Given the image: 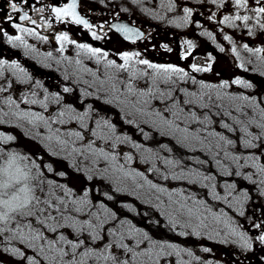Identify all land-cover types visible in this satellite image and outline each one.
I'll return each instance as SVG.
<instances>
[{
  "label": "snow or ice",
  "instance_id": "snow-or-ice-1",
  "mask_svg": "<svg viewBox=\"0 0 264 264\" xmlns=\"http://www.w3.org/2000/svg\"><path fill=\"white\" fill-rule=\"evenodd\" d=\"M232 2L236 9L246 10L253 15L242 16L239 13L234 16L225 15L219 21L220 24L233 28L243 25L248 29V34L252 35V27L249 24L251 21L259 29L264 30V0H254L255 6L253 7H249L250 0H232ZM23 3L27 4L28 0H23ZM211 3L217 7L224 6V0H211ZM30 6L37 13L44 11L43 8H36L35 5ZM163 6L168 11H173L177 7L173 0H166ZM8 7L10 11L5 13L3 20L20 34L8 35L2 28H0V33L7 36L8 43L13 47H23L35 51L27 44L25 36L46 41L47 37L41 36L36 29L41 27V23L45 27H51V25L47 21L38 23L27 11H23V14L19 15L22 12V7L17 0H9ZM76 9L77 0H71V3L65 7H54L51 11L57 21L64 22L69 19L71 23L83 25L85 29H88L93 39H102L93 29V25L78 14ZM192 16L193 10L183 7V15L170 20V23L176 27H186L192 22ZM208 18L215 20V13H212ZM17 19L19 23L15 22ZM25 23L34 25V27H25ZM99 27L103 29L104 25L101 24ZM111 27L115 28L116 32H119L125 40H131L133 43L144 38L141 31L127 25L116 24ZM202 34L215 39L211 32ZM224 39L231 42L232 38L226 35ZM56 40L60 44L59 51L61 52L64 51L66 44H75L76 48L80 50L77 53L78 56L82 52L95 58L98 64L103 62L106 68L115 69L116 73L128 74L126 83L123 80L119 81L124 85L126 92L121 91L115 74H108L107 80L96 78L95 82L99 84L98 91L101 94L97 95L95 99L105 105L121 107V110L124 111L123 119L129 124H135L145 138H149L150 133L145 131L141 123L149 124L162 136L173 138L182 148L189 151L196 150L193 148L195 143L201 145L199 150L207 153L206 159H200L199 156L184 157V159L192 160L200 165L197 168L182 164L178 158L161 157L159 152L146 148L142 162L151 163L152 167L148 171L156 173L161 180L171 179L199 185L208 190L211 200L222 201L229 208L236 207L239 209L238 214L245 216L243 204L249 199L248 191H242L233 196L232 193L236 191L237 186L235 183H228L226 184V194L222 196L217 192V177L201 169L204 165L214 162L221 169L222 175L240 176L239 171L235 173L230 171V164H226L225 161H231L240 168L248 165L256 170L260 178L253 180V174L249 173L244 175V179L251 181L253 185L264 186V164L260 163L261 158L264 157V94L257 93L251 97L247 95L228 96L231 101L240 100L245 103L226 107L221 101L227 94L218 91L214 97L210 92L213 85L200 83L201 89L209 90L201 92H190L186 88H177L178 82L187 81L190 78L189 73L181 67L161 65L152 63L148 59H140L139 52H124L120 55V60L123 63L117 64L114 60H108L106 51H101L88 44L75 43L67 34L58 35ZM184 44L187 46V51L182 54V59H187L192 55L195 45L191 40H185ZM164 47L167 51H171L167 45ZM243 47L245 51L264 63V47L252 48L247 44ZM220 51H224V49L221 48ZM232 52L239 57L235 46H233ZM48 56L50 57L51 53H48ZM79 63L80 61L77 60V64ZM137 65H143L151 72L141 70ZM240 67L244 71H248L243 63L240 64ZM191 69L193 72H209L212 71V65L200 67L193 64ZM5 71H10L17 80L24 83L31 79L20 64L15 61L9 64L6 60L0 59V80L4 81L0 83V93L6 92L12 87L11 82L4 79ZM93 76L95 77V73ZM138 78H147L148 87L141 89L134 86L132 81ZM110 81L112 82L110 89L105 88L104 85ZM192 83H196L195 79H192ZM232 83L247 89L253 88L252 83L240 78L234 79ZM161 84L168 87L161 88ZM228 87L229 84L225 81L218 86V89ZM63 92L71 93L72 89L64 87ZM91 95L92 93L89 92L84 93V96ZM48 99L49 97L45 96L44 100H37L33 93L32 98L25 95L23 103L39 104L46 110L48 105L45 101ZM52 99L57 104L65 101L64 96L58 93L53 94ZM153 100H158L162 107H153ZM80 102L83 103L82 100ZM3 103L9 111L5 112L0 109V124L5 123L3 117L9 116L27 120L34 127L38 123H42L50 133L45 139L49 142L54 141L60 146L61 151L69 148V140L63 139L64 134L60 133V129L53 130L51 125L66 123L64 119L66 116L69 120L78 121L80 128L84 129V132L69 130L67 133L69 138L74 137L75 140L85 141V133H90L91 137L95 138L89 139L80 147H71L68 151V157H71L69 167L72 171H69V167H54L55 161L44 165L48 172H54L55 176L62 178L63 183L44 178V173L39 171L42 165L37 164L29 155L22 154L15 149L7 150L0 147V244L5 241L10 244L17 240L25 246V249H32L34 253L29 255L26 250L18 247L5 249L19 259V264H44V262L47 264H89L92 258L96 262L103 261L105 264H166L167 257L173 254L179 255L180 252L185 251L166 239L154 238L150 234L153 231V225L161 223L158 218L154 219L145 212L142 217V225L137 227L127 219H120L117 211H113L105 203V201H115L116 204H119L120 202L115 200L113 193L120 192L122 189L106 187L101 182L107 181L109 184L115 185L117 182L127 179L133 181L135 191L139 192L147 188L150 193L155 194V199L163 205V214L173 227L183 219L184 227H191L192 221L195 220L199 222L197 227L209 228L211 225L206 222L211 218L217 225L222 223L223 229L226 230L221 240L222 243L228 242V237L231 236L234 238L232 243L238 245L242 251H252L254 243L257 241L259 245L264 246V219L247 217L250 226L258 230L255 235H250L247 231H240L238 227L234 226L231 217L223 208L219 213L215 212L214 205L199 198V194L191 189L170 190L168 187L148 179L143 172L135 169L128 170L124 164L117 165V156L105 148L97 147L96 139L102 140L106 144L114 141L111 144L113 148L115 142L126 141L137 150L142 145L135 143L128 136L117 135L116 125L102 116L96 119L94 127L89 129L87 119L90 118L91 113L99 112L93 104H87L85 111L77 113L73 102L65 101L62 105L63 110L59 111L49 122V119L40 113L19 110L20 105L11 96L4 98ZM245 106L257 110L259 119L244 112ZM197 109L201 110L200 114L197 113ZM233 112L240 113V115H234ZM133 117L146 119L140 121ZM214 117L218 119H214ZM225 117L230 119L231 123L224 119ZM192 123L201 125V127L190 129L189 125ZM214 124H218L228 133H239V135L229 138L223 132L209 130V127ZM249 128H253V131H249ZM256 129L260 131L257 132ZM209 137L215 141L214 144L208 140ZM15 139L16 137L13 135H5L0 132V145H7ZM160 146L168 152L173 151L167 144ZM229 148L236 151L243 148L249 150L251 154L242 157L230 152ZM56 154L58 155V153ZM124 159L126 164H131L133 156L126 154ZM157 159L163 161L166 171L156 167ZM242 159L244 163H241ZM99 160L108 161L112 172L109 173L107 167H97ZM177 169L178 171H176ZM77 180L82 182L79 188L73 183ZM138 180L141 182L137 183ZM37 191L41 195H37ZM58 192H62L63 196L58 195ZM77 192L82 194L77 195ZM260 194L264 196V189ZM164 196L167 197L166 201L161 200V197ZM123 207L130 212L135 211L129 204H125ZM94 208H98L102 212L93 211ZM109 221H115V223L107 226ZM212 231H215L216 235H220V230L212 229ZM193 232L197 236L200 235V232L195 229ZM47 233L54 235L49 236ZM57 233L58 235H56ZM186 234L188 233H180V235ZM109 235L113 238L111 242L107 241ZM101 241H104L103 251L100 250L101 244L98 243ZM116 248L122 250V256L113 254ZM204 251L208 252L209 249L205 248ZM187 255L191 256L192 253L188 251Z\"/></svg>",
  "mask_w": 264,
  "mask_h": 264
},
{
  "label": "flooded vegetation",
  "instance_id": "flooded-vegetation-1",
  "mask_svg": "<svg viewBox=\"0 0 264 264\" xmlns=\"http://www.w3.org/2000/svg\"><path fill=\"white\" fill-rule=\"evenodd\" d=\"M17 2L20 3L22 7V12L19 15H22L23 11H27L38 23L47 21L51 27H45L43 23H41V27L36 29L41 36L47 37L46 41L31 36H25L27 44L35 49V51L27 50L23 47H13L12 44L8 43L7 36L0 33V59L6 60L9 64L15 61L20 64L31 77L30 80L24 83L17 80L10 71H5L4 79L12 84V87L6 92L0 93V109H3L5 112L9 111V109L3 103V100L11 96L12 99L16 100L20 105L19 110L40 113L46 119H49V122H51V118L55 117L59 111L63 110L62 105L65 101H72L74 107L77 109V113L85 111L87 104L91 103L99 112L91 113L90 118L87 119L89 129L94 127V121L101 116L113 122L118 121L121 113L124 114L121 107L105 105L95 99L97 95L101 94L98 91L99 84L95 82L96 78L107 80V75L116 74V70L106 68L103 62L98 64L95 58L82 52L78 56L77 53L80 52V50L76 48L75 44H66L64 46V51H59L60 44L57 42L56 37L61 34H67L75 43L88 44L91 47L99 48L101 51H106L108 53V60L115 61L117 59L116 61H118L117 57H119V53L121 51L123 52V50L129 53L137 51L141 54L140 59H148L152 63L161 65L181 67L189 73L190 78L187 81H180L177 83L176 87L180 89L186 88L199 92L205 90L200 88V83L213 85L215 89V87L218 88L221 83L227 81L229 84L228 88L218 89L220 91L222 90V93L227 94L224 98L226 101L228 100V96L237 94L236 92L238 90L241 94L250 90V97L257 93L264 94V63L251 53L245 51L243 47L245 44L252 48L264 47V30L259 29L251 21L249 24L252 27V35L248 34V29L243 25L233 28L220 24L219 21L223 19L225 15L234 16L237 13L242 16L253 15L246 10L236 9L232 0H224L223 7H217L211 3V0H173L177 5L173 11H168L167 8L163 6L166 0H77V13L93 25V29L102 37V39L99 40L93 39L91 32L85 29L83 25L73 24L69 19H66L64 22L56 20L55 15L51 11L52 8L65 7L67 4L71 3V0H28L27 4L23 3V0H17ZM8 4L9 0H0V28L7 32L8 35H19L20 33L12 28L8 22L3 20L5 13L10 11ZM30 5H35L36 8H43L44 11L42 13H37ZM253 6H255L254 0H250L249 7ZM183 7H189L193 10L192 22L186 27H176L174 24L170 23V20L182 16ZM212 13H215V20L208 18ZM15 22L19 23V20L17 19ZM114 22L138 28L139 31L144 34V38L135 41V43L131 40H125L119 32H116V30L111 27ZM101 24L104 25L103 29L99 27ZM24 26L29 28L34 27V25L28 23H25ZM205 32H211L215 39L213 40L207 35L202 34ZM105 33H107V35H105ZM226 35L232 38L231 42L224 39ZM185 40H191L195 47L192 50L191 56L187 59H182V54L187 51V46L184 44ZM165 45H167L171 51H167L164 47ZM233 46L236 47L239 57L233 54ZM221 48H223L224 51H220ZM48 53H51L50 57ZM209 57H211V59H209ZM77 60L80 61L79 64H77ZM119 63L122 64L123 61ZM241 63L244 64L248 71H244V69L240 67ZM193 64L200 67L211 64L212 71L193 72L191 69V65ZM140 67L143 68L142 70L151 72V70L146 69L143 65ZM93 73H95V77ZM125 75L128 81V74L125 73ZM236 78L244 79L252 83L253 88L247 89L233 84L232 81ZM192 79H195L196 83H192ZM3 82V80H0V83ZM116 82L121 91H126L123 84H120L118 80ZM111 83V81L106 83L104 87L110 89ZM64 87L71 88L72 92L64 93ZM160 87L166 88L167 85L161 84ZM85 92L92 93V95L84 96ZM33 93H35V98L37 100H44L45 96L49 97V99L45 101L48 105L46 110L39 104L23 103V97L27 95L29 98H32ZM57 93L65 98V101H62L60 104H57L52 99L53 94ZM211 94L215 97L214 90ZM81 100L83 103L80 102ZM3 119L5 123L0 124V132L3 134L7 132L13 135H15L14 133L17 134L18 131H16V129H7V122L14 121V124L18 126L23 119L10 116L3 117ZM64 119L66 123H79L76 120H69L67 116L64 117ZM31 126L32 130L27 131V133H32V146L30 145L29 136L20 134L21 131H19V135H15L17 139L14 142H20L22 145L15 149L19 150L22 154H31L32 159L35 160L37 164L42 165L40 169L46 170L47 168L44 165L52 163L53 161L56 162L53 165L54 167H69L71 157H68V151H70V146L65 151L47 152L48 150H46L44 146H38V139L36 138L48 136L50 134L48 129H46L42 123H38L35 127L33 125ZM51 126L53 130L57 128L60 129V133L64 134L62 138H68L67 133L70 128L64 129L65 125L59 123L52 124ZM78 131L84 132V129L80 128L79 125ZM134 131V129L130 130L131 133ZM117 133L118 132H116V134ZM85 135L87 136V133H85ZM34 138L35 142L33 141ZM25 141L28 143L29 147L24 146ZM12 143L0 145V147L12 150L9 149ZM169 147L173 149L172 152L166 151L161 146L156 149H158L157 152H159L161 157H166L167 154H173L174 158H178L182 161V164L197 168L200 167V165H197L194 161L186 159L184 161V157L188 155H199L190 154L184 150V148L178 147V145ZM153 148L155 147H152V149ZM106 150L110 153L114 152L110 148H106ZM242 150L243 151H233V153L241 155L242 157L251 154L249 150ZM56 153H58V155ZM43 154L46 155V157ZM129 154L133 156L131 164H127L130 170L135 169L136 171L143 172L148 179L164 187H168L170 190L179 189L182 188V186L189 188L191 191L198 193L199 198L205 199L208 203L214 205L213 210L215 212L219 213L220 209L223 208L228 216L231 217L234 226L238 227L240 231H247L250 235H255L258 231L250 226L247 217L252 216L254 218L264 219V211H261L264 210V196L260 194L264 186L253 185L252 183L250 184L249 181L247 183L246 179L235 175L216 179L221 180L223 184L235 183L237 187L236 191L232 193L233 196L238 195L242 191H248L249 199L243 204L245 216H240L238 214V208H229L226 204L221 203V201L211 200L208 190L199 185L188 184L186 181L178 180H171V182L167 183L165 180H161L156 173L148 171V169L152 167L151 163H146L145 166L141 168L134 167V163L136 165L134 150L130 151ZM155 163L156 167L166 171L162 160L157 159ZM241 163H244L243 159ZM260 163L264 164V157L261 158ZM97 164H99L100 167H107L109 162L99 160ZM226 164H230L231 169L240 168L238 165L231 163V161H226ZM245 167L249 170H255L248 165H245ZM70 170L72 169L69 167V171ZM201 170L206 173L210 172L213 175V162L204 165ZM176 171H178V169ZM54 174L55 173H51L52 176H54ZM49 177L50 176L47 178L46 176L47 179H54L57 181V179ZM259 178L260 177L255 180H259ZM62 180L63 179H61V181ZM128 181L129 184L127 187L119 186L118 184L112 185L107 181L101 182L104 183L106 187H119L122 189L120 192L113 193L115 200L120 202L119 204H116L115 201H105L113 211H117V215L120 219H127L132 224L139 227L143 223L142 217L144 213L147 212L152 218H158L161 222L158 225H153V231L150 234H152L154 238L166 239L168 242L177 245L178 248L187 251L189 250L182 247H187L186 244L190 242L192 246L195 244H208L206 239L199 238L192 240L194 236L193 229H200V231L207 230L205 234L209 236L214 233L211 227L199 228L197 227L199 222L193 220L192 226L185 229L186 233H188L187 237L178 238L176 231H171L170 226H168V224L166 225L167 218L163 214V205H161L159 200L155 199V194L150 193L147 188L137 192L134 190L135 184L133 181L131 179ZM140 182L139 180L137 181V183ZM219 190L221 192L220 195H225L223 194L224 192L226 193L224 189L221 190L219 188ZM37 195H41V193L38 191ZM58 195L63 196V193H58ZM161 200L166 201L167 197H161ZM125 204L131 205L135 211H128L127 208L123 207ZM92 210L102 212V210L98 208ZM210 220L211 218H209V221L206 223H209ZM113 223H115V221H109L107 226H111ZM233 239L234 238L231 236L228 237V242H226V254L221 260L223 263L262 264V262H264V246L259 245L258 241L254 243L252 251H242L238 245L232 243ZM107 241H109L108 237ZM125 242L127 243V241ZM98 243L101 244V248L103 249L104 241ZM2 246L4 247L3 250H5L7 248L17 247L18 245L13 241L10 244L5 241L4 245L2 243ZM20 248L26 250L29 255L34 254L32 249H25L24 245H21ZM119 251L121 252L122 250L118 248V252ZM202 251V249L196 250V257L187 256L188 258H193L195 264H204L207 260L205 257L210 254L206 253L203 255ZM170 257L166 259V264L168 260H170ZM198 257L200 258L195 259ZM15 259V264H19V259L17 257ZM217 260H219V258H217ZM1 264H6V262H1ZM44 264H47V262H44Z\"/></svg>",
  "mask_w": 264,
  "mask_h": 264
},
{
  "label": "rangeland",
  "instance_id": "rangeland-1",
  "mask_svg": "<svg viewBox=\"0 0 264 264\" xmlns=\"http://www.w3.org/2000/svg\"><path fill=\"white\" fill-rule=\"evenodd\" d=\"M124 52H126V51L123 50V52L121 51L119 53V57H117L118 58V61H116L117 59L115 60V62L117 64L121 61L120 60V55L123 54ZM135 52H137V51H135ZM140 66L141 65H137V67L142 70L143 68H141ZM115 75H116L118 81L123 80L125 83L127 82V78H126L125 73L120 72V73H116ZM146 80H147V78H138L136 81H139V82L133 81L132 83L134 84V86H136L138 88H141V89H144V88L148 87V84L146 83ZM213 90H214V94L215 95L217 94L218 91L222 93V90L220 91L216 87H215V89L212 88L210 90V92L212 93ZM240 90H241V88H240ZM188 91H190V92H197L196 90H192V89H188ZM204 91H209V90H204ZM199 92H201V91H199ZM239 92L240 91L238 90L236 92L237 94H233L231 96H238L239 95ZM249 92H250V90L246 91L243 94H241V92H240V95H247V96H249ZM183 98L186 99L187 97H183ZM221 103H223L226 107H231L233 104L240 105V104H244L245 102L240 101V100L231 101V100L228 99L227 101L224 100ZM152 105H153V107H157V106L162 107V105L159 104V101L158 100H153L152 101ZM13 110H15V108H13ZM196 111H197L198 114L201 113V110L200 109H197ZM244 112H247L250 115H252L253 117H255L256 119H258V111L257 110H254V109H252L250 107L245 106L244 107ZM233 114L234 115H238V116L240 115V113H236V112H233ZM123 116H124V114L121 113L120 114V117L118 118V121H113L112 122V123H114L116 125V132H118L117 135H120V136H128L135 143L141 144L142 147L139 150H137L136 148H134L132 146V144H130V143L126 142V141L125 142H122V143L121 142H115V147L113 148L111 146V144L114 141L113 142H109V143L106 144L104 141L99 140V139H96V146H99V147H102V148H105V149L106 148H110V149H112L114 151L112 153L117 156V161H116V164L117 165L124 164L125 165V168L128 169V170H130L129 169V166L125 163L124 157H125L126 154H129V152L132 151V150H134V152H135V159H136L135 160L136 165L134 163V167L141 168V167H144L145 164H146V163L142 162L144 160L143 154H144V150L146 148H151L152 149V147H155L152 150L155 151V152H157L158 149H156V148L159 147L161 144H167L168 146H172L170 144V142H175L176 143V146L178 145V147H180L179 144H177V142L173 138H171L169 136H162L158 132H156L149 124H143V123H141V126L144 127L145 131L150 133V137L149 138H145L144 135L135 126V124H129V123H127L125 121V119H123ZM133 119L143 121L146 118H144V117H134ZM214 119H218V118L214 117ZM224 119L228 120V122L231 123V120L228 119L227 117H225ZM63 125H65L64 126V129L65 128H70V130H76V131H78V129H79V123H77V122L64 123ZM189 127H190V129H195V128L201 127V125H198L196 123H192V124L189 125ZM7 129H12V130H15L16 129V131H18V133H17L18 135H19V131H21L20 134L28 135L29 136L30 145L32 146V143H31V138H32L31 134L32 133H27V131L32 130V126H31V124H29L27 122V120H22V122L20 124H18V126L14 124V121H9V122H7ZM132 129H134L135 131L131 133L130 130H132ZM213 129L215 131H217V132H223L229 138H235L236 135H239V133H228V132H226L223 128L219 127L218 124H214V125H211L209 127V130H213ZM249 131H253V128H249ZM256 131L259 132L260 130L259 129H256ZM14 134L17 135L16 133H14ZM5 135H13V134L10 133V132H7ZM15 135H13V136L16 137ZM90 136H91L90 133H87V136H86V140L85 141L75 140L74 137H72V138H69L68 137V138H63V139L69 140V146H70V149H71V147H73V146H76V147L77 146H80L81 143L82 144L87 143V141L89 139H95L94 137H90ZM45 137L36 138V139H38L37 141H38V146L39 147L41 145L44 146L45 149L48 150L47 152H51V151L52 152H56V151H58V152L60 151L61 152L59 145H57L54 141L49 142L48 140L45 139ZM16 139H17V137H16ZM15 140L9 142V143H12L13 142L12 144H10V148L9 149H15V148H18L20 145H22V143H20V142H14ZM208 140L211 141L213 144L215 143V141L211 137H209ZM33 141L35 142V138L33 139ZM24 146L29 147V145H28V143H26V141H25V145ZM193 148L196 149V150L189 151L188 149H185V148H184V150H186L190 154H197V155H199L200 159H206L207 158V153L205 151L199 150V149H201V145L194 143ZM242 149L243 148H240L239 150L240 151H243ZM15 150H17V149H15ZM22 150L23 151H26L24 149H22ZM17 151H19V150H17ZM229 151L230 152H233V151H236V150L229 148ZM26 155H29L32 158V155L31 154H26ZM44 156L46 157V155H44ZM188 156H190V155H188ZM163 157H165V156H163ZM166 157H168V158H174V155L173 154H167ZM184 161H185V159H184ZM189 161H192V160H189ZM103 162H107V161H104L103 160ZM225 163H226V161H225ZM97 167H100L99 164H97ZM102 167H105V166H102ZM107 168L109 170V173H111L112 172V168L110 166V163L107 166ZM213 169H214V174L213 175H215L217 177V179L218 178H222V177L226 178V175H222L221 169L218 168L214 164V162H213ZM34 171H36V170H34ZM39 171H41V172L44 173V178H46V176H47V178H48V176H50L49 178H55V179H57V183H63L64 182L63 180L61 181L62 178L55 176V174H54V176H52L51 173H54V172H48L47 169L46 170L39 169ZM70 171H72V170H70ZM230 171H232V172L239 171L241 173V175L239 177H242V178H244V175L245 174H249V173L253 174V176H252L253 180H255L256 178L259 177L258 173H256L255 170H249L246 167H244V168H234V169H231L230 168ZM73 174H75V173H73ZM116 175H119V173H116ZM128 180L129 179L123 180L121 182H117L116 185L118 184L119 186L127 187V185L129 184V181ZM246 181L248 183L249 180H246ZM166 182L167 183L171 182V179L170 180H167ZM73 183L77 185V188H79L81 186V183L82 182L79 181V180H77V181H73ZM249 183L251 184L252 182L249 181ZM216 184H217V192L219 194H221L219 188L221 190L224 189L226 191V188H225L226 184H223L221 180H216ZM182 188H185V187L182 186ZM58 193H62V192H58ZM80 194H82V193L77 192V195H80ZM223 194H226V193L224 192ZM221 203H223V202L221 201ZM166 221H167L166 222V225L168 224V226H170L171 231H173V232L176 231V234H177L178 238H185V237H187V234L186 235H180L181 232L186 233L185 229L187 228V227H184L183 226V224H184L183 219H181L180 222L177 223L174 227L171 224L168 223V220L167 219H166ZM209 224L211 225L210 227L212 229L220 230V235H216L215 231H213L214 233L212 235H209L208 236L207 234H205V232H207V230L206 231H200V229H196L197 231L200 232V235L197 236V235L194 234V236L192 237V240L202 238V239H206L208 241V244H206V245H199V244L197 245V244H195V245L192 246L190 244L191 243L190 242V243L186 244L187 247H182V248L188 249L192 253V255H191L192 257H196V253H195L196 250H201L202 249L203 250L202 251V254L203 255H205L206 253H209L210 255L205 257L207 260L204 262V264H226L225 262L223 263L221 261L222 258H223V256H225V254H226V242L225 243H222L221 242V240H222V238H223L226 230L223 229V224L222 223L219 224V225H217L215 222H213L212 220H210ZM195 228H196V226H195ZM47 235L52 236L54 234L47 233ZM56 235H58V233ZM108 238H109V241L108 242H111L112 239H113L110 235L108 236ZM13 242L17 243V245H18L17 247L18 248H20V246L22 245L17 240H14ZM4 243H3V245H4ZM205 248L209 249V251L208 252H205L204 251ZM3 249H4V247L2 246V244H0V264H1V262H6V264H15V262H16L15 261L16 260L15 258L16 257L13 256L10 252H8L6 250H3ZM100 250L103 251L102 248H100ZM187 252L188 251L185 250L183 252H180L179 255L173 254L170 257V260H168L167 264H195V260H193V258H188L187 254H186ZM113 254L114 255H118V256H122L123 255L122 251L121 252L120 251L118 252V248H116L114 250ZM167 258H169V257H167ZM199 258L200 257L195 258V259H199ZM217 258H219V260H217ZM89 264H105V262H103V261L96 262L95 259L92 258L89 261Z\"/></svg>",
  "mask_w": 264,
  "mask_h": 264
},
{
  "label": "water",
  "instance_id": "water-1",
  "mask_svg": "<svg viewBox=\"0 0 264 264\" xmlns=\"http://www.w3.org/2000/svg\"><path fill=\"white\" fill-rule=\"evenodd\" d=\"M116 24H119L118 22H114L112 25H116ZM111 25V26H112ZM128 27H131V28H135V27H133V26H130V25H127ZM115 29V28H114ZM136 29H138V28H136ZM139 30V29H138ZM121 35V34H120ZM122 36V35H121ZM123 37V36H122Z\"/></svg>",
  "mask_w": 264,
  "mask_h": 264
},
{
  "label": "trees",
  "instance_id": "trees-1",
  "mask_svg": "<svg viewBox=\"0 0 264 264\" xmlns=\"http://www.w3.org/2000/svg\"><path fill=\"white\" fill-rule=\"evenodd\" d=\"M170 144H171L172 146H176V143H175V142H170Z\"/></svg>",
  "mask_w": 264,
  "mask_h": 264
}]
</instances>
